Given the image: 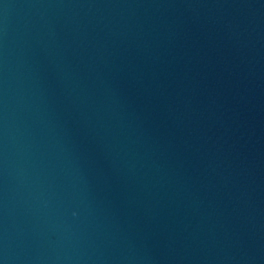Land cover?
<instances>
[{
	"label": "water",
	"instance_id": "water-1",
	"mask_svg": "<svg viewBox=\"0 0 264 264\" xmlns=\"http://www.w3.org/2000/svg\"><path fill=\"white\" fill-rule=\"evenodd\" d=\"M0 264H264V0H0Z\"/></svg>",
	"mask_w": 264,
	"mask_h": 264
}]
</instances>
